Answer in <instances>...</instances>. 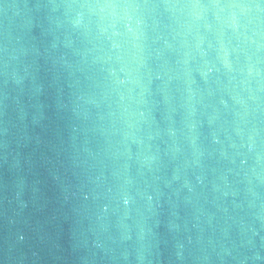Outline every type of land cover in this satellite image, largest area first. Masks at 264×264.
<instances>
[{
	"label": "water",
	"instance_id": "obj_1",
	"mask_svg": "<svg viewBox=\"0 0 264 264\" xmlns=\"http://www.w3.org/2000/svg\"><path fill=\"white\" fill-rule=\"evenodd\" d=\"M87 2L0 0V264H264V48L204 33L186 75L161 16L137 70Z\"/></svg>",
	"mask_w": 264,
	"mask_h": 264
},
{
	"label": "clouds",
	"instance_id": "obj_2",
	"mask_svg": "<svg viewBox=\"0 0 264 264\" xmlns=\"http://www.w3.org/2000/svg\"><path fill=\"white\" fill-rule=\"evenodd\" d=\"M80 8L84 11L75 13L72 27L87 30L89 18L96 17L98 36L110 40L111 49L129 56L137 65V70L147 68L148 56L145 53L148 30L155 29L161 16L170 22L169 26L174 32L173 40L180 38L176 51L181 59L177 63L184 66L186 75H190L191 69L188 65L195 58L194 53L206 54L202 47L206 38L204 33H218L217 57L221 65L229 71L230 53L223 39L226 31L236 35L238 39L243 37L241 42L255 46L256 51L264 48V33H261L258 24L249 27L252 20L247 17L252 9L243 5L224 4L219 0H212L209 4L201 3L200 0H161L159 4L153 5L141 0H93L81 4ZM122 35L127 37L124 45L113 40V37ZM164 43L169 49L173 47L167 40ZM159 55L157 52V56ZM251 74L250 67L249 75ZM141 89L143 94L147 91V86L142 85Z\"/></svg>",
	"mask_w": 264,
	"mask_h": 264
}]
</instances>
